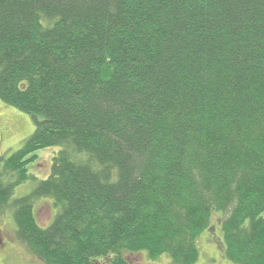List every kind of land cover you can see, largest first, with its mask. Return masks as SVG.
I'll return each mask as SVG.
<instances>
[{
    "label": "trees",
    "instance_id": "1",
    "mask_svg": "<svg viewBox=\"0 0 264 264\" xmlns=\"http://www.w3.org/2000/svg\"><path fill=\"white\" fill-rule=\"evenodd\" d=\"M0 100L35 122L0 218L45 264H195L216 229L264 264V0H0Z\"/></svg>",
    "mask_w": 264,
    "mask_h": 264
},
{
    "label": "rangeland",
    "instance_id": "2",
    "mask_svg": "<svg viewBox=\"0 0 264 264\" xmlns=\"http://www.w3.org/2000/svg\"><path fill=\"white\" fill-rule=\"evenodd\" d=\"M34 130H35V122L33 121L30 115L23 113L17 108L7 105L0 100V153L1 152L4 153L5 151H9V152L15 151L18 148H20L23 142L32 135ZM45 149L46 150L44 149L40 150L38 153V154L41 153L39 158V167L41 169V172H38L37 170L31 167V171L37 177H42V175L47 174V170L49 169L51 163L52 153L55 154V151L58 150V148H54V147H49V149L47 148ZM24 184H21L15 188L12 197H14L16 193L21 194V191L23 189L22 186ZM27 189H25L22 193H24ZM34 212L39 220V223L45 226L48 225L53 219V216L55 214V208H53L47 202L46 199H42L39 201L37 200L35 202ZM4 214H6V212ZM4 214H2V216ZM11 215L12 214H10V218ZM4 218L6 219L7 222L4 223V221H2L0 227L9 229L11 227L9 216L7 217L4 216ZM11 222H13L12 218H11ZM216 232H217L216 237L218 238L217 239L216 237L214 238L218 241V243L212 244L210 249H207L206 244L202 243L203 245L202 249L204 251H202V256H200L199 261L195 264H237L229 260L226 257V254L223 253L224 251L217 249L218 246L223 250L225 246L223 244V234L221 230L217 231L216 229ZM98 262L105 263L103 258L100 259ZM136 262H141L142 264H150V263L168 264L166 258H160L157 260H149L143 258L141 260L139 259L137 261H133V264H135Z\"/></svg>",
    "mask_w": 264,
    "mask_h": 264
},
{
    "label": "flooded vegetation",
    "instance_id": "3",
    "mask_svg": "<svg viewBox=\"0 0 264 264\" xmlns=\"http://www.w3.org/2000/svg\"><path fill=\"white\" fill-rule=\"evenodd\" d=\"M3 215L0 218L2 221L7 222ZM10 219V218H9ZM139 260L134 256L127 264H133V261ZM0 264H45L44 261L35 252L27 248L24 242H21L16 236V232L12 228L0 227ZM101 264H111L101 263ZM135 264H142L136 262ZM151 264V263H150Z\"/></svg>",
    "mask_w": 264,
    "mask_h": 264
}]
</instances>
